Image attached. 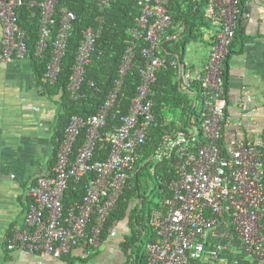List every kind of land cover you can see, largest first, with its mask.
I'll use <instances>...</instances> for the list:
<instances>
[{
	"label": "built area",
	"instance_id": "built-area-1",
	"mask_svg": "<svg viewBox=\"0 0 264 264\" xmlns=\"http://www.w3.org/2000/svg\"><path fill=\"white\" fill-rule=\"evenodd\" d=\"M61 0H0V63L5 67L16 60L29 59L21 10H32L38 17V39L34 54L44 58L51 49V61L43 82L55 84L67 56L75 13ZM111 0H99L104 12ZM140 9L129 30L127 49L105 102L87 118L73 116L58 141L56 164L51 173L41 175L28 191L27 230L12 229L9 251L21 249L32 255L35 264H48L47 257L61 259L81 249H98L108 220L117 210L125 190L139 171L136 163L155 123L153 87L157 72L165 69L161 55L163 34L173 25L171 0H138ZM207 20L217 28L207 63L196 74L190 67H179L180 85L201 103L199 120L187 132L165 136L152 160L168 166L170 196L163 198L149 218L156 241L146 246L145 264H196L207 252L205 239L219 225L226 237H238L248 256L264 264V130L246 132L244 118L249 114L241 103L237 117L228 114L224 84L225 61L245 12L240 0H208ZM98 29L82 34L68 90L72 100H80L87 68L102 34ZM142 63L137 62L140 43ZM51 45V46H50ZM140 83L128 113L118 127L104 131L110 112L133 68ZM95 82H89L90 89ZM190 89L194 90L193 93ZM86 129L85 141L75 152ZM108 152L105 160L95 159L99 144ZM163 162H166L164 164ZM82 184V188L78 186ZM82 189L69 207L68 191ZM69 197V196H68ZM228 217L229 221H225ZM114 226V225H113ZM113 226L107 236H114Z\"/></svg>",
	"mask_w": 264,
	"mask_h": 264
},
{
	"label": "crops",
	"instance_id": "crops-1",
	"mask_svg": "<svg viewBox=\"0 0 264 264\" xmlns=\"http://www.w3.org/2000/svg\"><path fill=\"white\" fill-rule=\"evenodd\" d=\"M243 12L247 17L240 22L225 65L229 75L227 111L237 117L240 104H246L249 114L244 118V128L246 132L260 133L264 130V0H246ZM207 23L192 42L197 43L193 60L181 62L187 67L200 69L208 61L217 28L208 20ZM43 81L44 78L42 83L37 79L29 59L16 60L5 67L0 63V264H35L29 252L9 251L7 245L14 227L28 229V191L39 176L51 173L56 164L63 127L61 117L67 109L66 95L55 87L57 82ZM135 187L138 197L130 203L131 209L146 197L140 187ZM162 200L151 204L153 210L159 208L157 205ZM225 221H229L228 217ZM133 224L128 209L123 219L114 222V236L104 238L93 259L83 248L75 255L61 259L47 257L46 261L48 264H126L128 256L121 245L138 231ZM225 234L222 224L209 233L205 239L207 252L196 264H256L246 254L240 238H228Z\"/></svg>",
	"mask_w": 264,
	"mask_h": 264
},
{
	"label": "trees",
	"instance_id": "trees-1",
	"mask_svg": "<svg viewBox=\"0 0 264 264\" xmlns=\"http://www.w3.org/2000/svg\"><path fill=\"white\" fill-rule=\"evenodd\" d=\"M137 1L111 0L110 5L106 7L104 12H100L98 7L99 0L60 1L61 5L66 4L76 15L74 28L69 39L67 56L62 65L63 71L60 73L55 85L56 88L66 95L65 106L67 109L61 117L63 127L60 131V138L74 115L85 118L92 116L98 112L99 108L105 102L118 77V69L127 49L129 30L134 27L135 19L140 13ZM245 1L240 0L242 12L245 7ZM207 4L208 0H171L169 5L173 25L165 31L161 42V55L166 59V67L165 69L161 68L158 70L157 82L153 87L154 95L152 99L154 102L153 112L155 115V123L150 130L146 143L140 152V158L136 163V167L140 171L136 176L138 180L141 171H156L154 190H156L159 198L170 196L167 182L160 184L158 180L159 177H163L167 181L170 178V174L167 165L164 169L161 168V164H157L152 160L155 151L159 148L165 136L178 131L187 132L192 125L191 123L199 120V114L190 99L191 93L180 85L179 67L172 62L175 61L177 64L182 62L181 52L189 43L197 39L202 27L207 26V18L205 17ZM31 14L32 10L24 7L21 10L20 24L25 31L29 60L32 63L37 79L42 83V79L45 77L47 67L51 61V49H49L48 54L44 58L35 56V44L38 39V17L32 18ZM99 17H102L104 21L102 34L96 41V51L92 57V62L87 68L86 80L82 84L80 92L83 98L77 101L72 100L70 99V92L66 89L70 82L74 59L81 44L82 34L88 28L98 29L101 25V22L98 20ZM233 44L229 48V54L225 61L227 64L232 47L234 46ZM140 45L137 51L138 64L142 63L143 60L141 53V48L144 46L143 41ZM228 79L229 75L225 68L224 84L226 94ZM91 81L96 84L93 89L89 87V82ZM139 83L140 75L138 69L135 67L125 80L120 97L116 106L110 112L104 131L112 130L113 127H118L121 124V119L128 113ZM190 90L195 93L194 90ZM86 132V129H84L76 144L75 152L83 145ZM102 146L103 143H100L95 156L97 160H105L107 157L108 152ZM163 163L166 164V162ZM82 184L80 183L78 188L83 189ZM82 189L78 192L72 191V189L68 191L69 197L67 196L65 201L66 207H69L73 198H81L83 193ZM137 190V187L125 190L119 200L117 210L108 220L106 232L103 235L104 240L107 237L108 229L113 226L114 222L123 219L128 209L130 210V218L135 222L133 227L138 231H134L121 245L123 251L128 256L126 264H145V250L142 251L140 246L142 245L146 248L149 243L156 241V235L149 226V218L153 211V206L148 205L146 197L137 207L132 209L129 207L130 203H133V198L138 197L136 195ZM96 251L98 252V249L88 250L91 253V259L97 256L98 253H95Z\"/></svg>",
	"mask_w": 264,
	"mask_h": 264
},
{
	"label": "rangeland",
	"instance_id": "rangeland-1",
	"mask_svg": "<svg viewBox=\"0 0 264 264\" xmlns=\"http://www.w3.org/2000/svg\"><path fill=\"white\" fill-rule=\"evenodd\" d=\"M197 45V43H189L185 49L181 52L182 59H184L187 62L193 60L192 59V53L194 51V46ZM191 71L193 74H196L198 72L197 67H192ZM190 99L193 104L196 103L197 100L201 102V98L199 97L196 99L195 95L190 94ZM199 102V106L196 108L198 113L200 114L201 111V103ZM156 171H141L139 175V180H137L136 176H134V180L132 181V187L138 186L140 187L141 193L146 196V200L149 206L154 205L155 203H158L160 201L159 195L156 193L155 188V180H156ZM139 181V182H137ZM138 183V184H137ZM150 203V204H149ZM148 240V239H147ZM140 249L144 251L146 248H144L142 245L140 246ZM140 252V251H139Z\"/></svg>",
	"mask_w": 264,
	"mask_h": 264
}]
</instances>
